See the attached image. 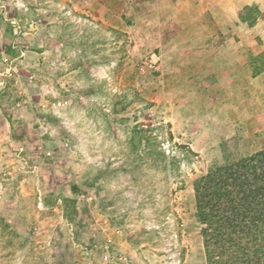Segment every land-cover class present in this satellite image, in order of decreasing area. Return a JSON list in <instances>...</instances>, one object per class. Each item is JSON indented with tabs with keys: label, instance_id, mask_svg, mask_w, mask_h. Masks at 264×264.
Returning <instances> with one entry per match:
<instances>
[{
	"label": "rangeland",
	"instance_id": "1",
	"mask_svg": "<svg viewBox=\"0 0 264 264\" xmlns=\"http://www.w3.org/2000/svg\"><path fill=\"white\" fill-rule=\"evenodd\" d=\"M126 1L118 30L69 0H0V64L12 68L0 78V264H205L193 181L224 163L232 136L230 161L264 149V72L248 66L264 20L238 18L264 0ZM208 51L227 66L221 80L191 63L180 80L177 59ZM135 124L173 167L133 152ZM56 184L68 217L39 209Z\"/></svg>",
	"mask_w": 264,
	"mask_h": 264
},
{
	"label": "trees",
	"instance_id": "2",
	"mask_svg": "<svg viewBox=\"0 0 264 264\" xmlns=\"http://www.w3.org/2000/svg\"><path fill=\"white\" fill-rule=\"evenodd\" d=\"M73 15L81 17L72 10ZM241 23L253 27L264 11L257 6H245L238 14ZM119 39L126 33L111 30ZM253 78L264 72V51L249 59ZM170 128V125H166ZM130 141L135 154L142 153L154 162L173 167L172 156L161 151L154 129L135 124L130 129ZM168 139L172 134L168 132ZM221 145L224 163L208 169L193 181L195 217L200 225V237L205 264H264V149L230 161L225 145ZM139 153V154H140ZM141 156V158H142ZM140 158L139 155L136 157ZM72 200L68 198V203ZM73 203L75 200L73 199Z\"/></svg>",
	"mask_w": 264,
	"mask_h": 264
},
{
	"label": "crops",
	"instance_id": "3",
	"mask_svg": "<svg viewBox=\"0 0 264 264\" xmlns=\"http://www.w3.org/2000/svg\"><path fill=\"white\" fill-rule=\"evenodd\" d=\"M69 2H75V4H73V8L77 11H84L88 14H90L92 12V14H95L97 17H101L103 18L110 27L118 29V30H123L124 27L121 25V23H119L120 20V13H122V11L124 10V8L127 6V1L126 0H81L80 2H77V0H69ZM186 3L189 4V2H192V0L189 1H184ZM76 7V8H75ZM182 10H179V13ZM183 13H186L185 11H183ZM181 16L183 17V29L184 30H192V28H196L197 26L194 23H191V19L188 17V15H184L181 13ZM195 21V20H193ZM198 22V21H197ZM195 37L193 36H188V37H183L180 38L179 36L175 39V41H178V44L183 45L184 44H190V42H192V40ZM191 50L190 48L187 49L186 51ZM192 54L188 57V55L186 54L183 57L178 58V64H179V68L177 70V75L178 77L181 79H183L186 83L187 81V77L192 75V72L190 69H188V64H192V66L197 67L198 64L200 65V72L201 74L203 73H209L210 71L216 76V78H218L219 80H221V76L222 75V71L223 70H227V66H214L212 67V61L213 59L210 57L211 55H207L209 54L208 52H205L206 55L203 56L202 60L198 59L197 56V52H191ZM198 53H202V51L198 52ZM232 56V55H229ZM210 57V58H209ZM191 69H193L192 67H190ZM218 68H221L218 69ZM211 69V70H210ZM197 72V71H195ZM194 74V72H193ZM221 76H220V75ZM221 82V81H220ZM219 82V83H220ZM217 84H214V86H216ZM193 98L195 99V101H198V97H196L195 95L193 96ZM203 108L208 109L211 107V103L209 102H200ZM191 108V107H190ZM170 124L172 125V128H174V123L171 121ZM186 125H192V123H187ZM174 134V133H173ZM176 137L178 138V136L183 135L182 132H177ZM57 189H61L59 187V184H56V187H53L52 189H49L50 192H52V195L54 196V203L51 204V206L44 204L43 199L41 200V202L39 203V209L43 210H51L52 214L48 215L47 217H68L67 213H66V206H65V200L64 198H66V196L62 195V192L60 190ZM111 234L110 235L109 240H111L113 243L115 242V240H119V237H121L122 231L120 229H115V230H111ZM120 256H124V255H120ZM119 256V257H120ZM126 257V256H125ZM127 258V257H126ZM119 259V258H118Z\"/></svg>",
	"mask_w": 264,
	"mask_h": 264
},
{
	"label": "built area",
	"instance_id": "4",
	"mask_svg": "<svg viewBox=\"0 0 264 264\" xmlns=\"http://www.w3.org/2000/svg\"><path fill=\"white\" fill-rule=\"evenodd\" d=\"M149 67L152 68L153 63L150 62ZM11 69L12 68L7 67V66L6 67L4 66V68H3L0 64V70H1L0 71V78L11 77V75H12ZM2 84H3V81L1 80L0 85L2 86ZM118 260L120 261L121 264H127V262H128V260L125 256H120Z\"/></svg>",
	"mask_w": 264,
	"mask_h": 264
}]
</instances>
